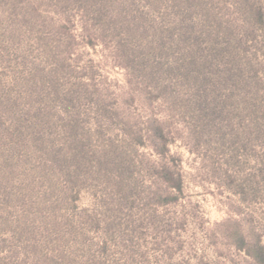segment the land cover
<instances>
[{"label": "rangeland", "instance_id": "rangeland-1", "mask_svg": "<svg viewBox=\"0 0 264 264\" xmlns=\"http://www.w3.org/2000/svg\"><path fill=\"white\" fill-rule=\"evenodd\" d=\"M0 264H264V0H0Z\"/></svg>", "mask_w": 264, "mask_h": 264}]
</instances>
